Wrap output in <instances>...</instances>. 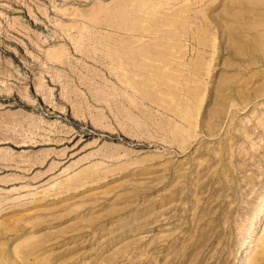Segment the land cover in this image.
Listing matches in <instances>:
<instances>
[{"label":"rangeland","instance_id":"1","mask_svg":"<svg viewBox=\"0 0 264 264\" xmlns=\"http://www.w3.org/2000/svg\"><path fill=\"white\" fill-rule=\"evenodd\" d=\"M0 264H264V0H0Z\"/></svg>","mask_w":264,"mask_h":264}]
</instances>
